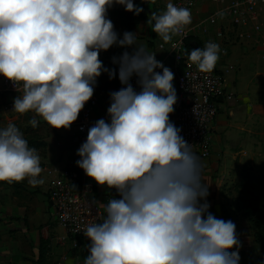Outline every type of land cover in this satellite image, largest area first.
Returning a JSON list of instances; mask_svg holds the SVG:
<instances>
[{
  "label": "clouds",
  "instance_id": "9594fccd",
  "mask_svg": "<svg viewBox=\"0 0 264 264\" xmlns=\"http://www.w3.org/2000/svg\"><path fill=\"white\" fill-rule=\"evenodd\" d=\"M114 5L143 12L134 0H0V75L18 92L15 112L31 111L50 127L70 129L102 73L110 80L118 75L123 85L109 92L107 119L88 128L76 153L77 166L119 197L100 203L104 214L83 229L91 241L83 264H239L236 225L209 210L203 163L170 119L174 73L138 44L135 32L120 37L108 15ZM147 23L167 43L184 33L192 14L169 0ZM114 45L135 46L112 57L118 69L100 59ZM220 53L209 41L188 60L210 73ZM134 76L138 88L130 82ZM29 124L36 128L39 121ZM42 171L23 132L11 122L0 128V181L35 187L44 183Z\"/></svg>",
  "mask_w": 264,
  "mask_h": 264
},
{
  "label": "crops",
  "instance_id": "0c3cea01",
  "mask_svg": "<svg viewBox=\"0 0 264 264\" xmlns=\"http://www.w3.org/2000/svg\"><path fill=\"white\" fill-rule=\"evenodd\" d=\"M231 1L221 0L214 2L213 0H200L198 2L193 22L196 28L192 35L196 36L202 44L213 37L219 29L228 28L232 37V46L243 45L244 40L235 36L228 15L226 12L223 13L231 4ZM167 3H169V0L166 1L165 5ZM157 12L156 14H161L164 9ZM219 13H223V15L221 16ZM147 14L148 19H150L151 16L148 11ZM211 19H214V21H211ZM147 21L142 22L139 28L128 31L135 32L138 35V44L143 45L150 53H155L156 59L170 68L174 73L173 85L177 92L178 68L173 55H171L177 36H173L172 40L166 43L152 31ZM263 38L264 33L261 36L260 43ZM193 45L196 49L200 48L196 42ZM134 47L128 46L126 48L132 51ZM230 50L232 49L230 48ZM243 52H247L246 48H243ZM122 53H118L116 48L105 52L110 58L108 61L117 69L118 66L112 63V57L119 56ZM100 55L103 56L102 52ZM228 59L229 55L223 60L224 67L220 65V68L229 70L227 75L234 70L232 63L230 65L225 64V62L229 64ZM238 64L240 63L238 62ZM156 71L162 70L156 69ZM115 79L117 77L111 79V90L106 89L97 93L100 97V103L94 112L95 120L100 118L107 119L106 110L110 104L109 92L119 90L113 86ZM238 83V79L234 77L227 82L229 91L234 94V99L231 101L223 100L221 110L213 126V153L209 158L201 159L204 166L202 179L208 185L209 191L207 197L210 203L209 210L217 218L224 220H231V218H227L223 209L226 203L224 189L228 187L226 184L233 180V177L239 176L241 167H243L238 159L241 147L244 145L243 138H241L244 135L242 130L247 128L246 120H243V118L248 107H253L250 99L253 90L248 89V85L239 86ZM13 96L5 95L0 99V102L3 101L4 104H7L5 109L9 115H14L15 113L13 110V99L11 98ZM170 119L175 124L173 113L170 114ZM56 131V135L61 136L58 140L57 138L53 140L42 138L43 140H39V136L25 138L29 141L37 140L40 143L43 141L47 143L46 146L45 144H40L41 146L34 147L41 158L43 171L40 177L44 180L43 184L33 187L28 184L27 180H24L17 182L21 185L18 188H14L9 183L0 181V264H83L84 258L89 254L88 245L91 243L89 238L77 240L68 238L62 240V237L66 234L54 216V209L49 199L54 179L51 174L52 169L55 166L63 165V163L80 159L76 154L79 147L73 138L78 131L77 124L73 122L70 129L60 128ZM85 179L94 184L96 200L99 204L107 203L110 196L119 198L114 188L108 189L107 186L98 185L93 178L87 175H85ZM244 223L246 222L244 221ZM241 229H236L241 245L239 249L243 247L245 242V236L241 234ZM42 242H45L47 252L41 260L40 248Z\"/></svg>",
  "mask_w": 264,
  "mask_h": 264
},
{
  "label": "built area",
  "instance_id": "2783aa9c",
  "mask_svg": "<svg viewBox=\"0 0 264 264\" xmlns=\"http://www.w3.org/2000/svg\"><path fill=\"white\" fill-rule=\"evenodd\" d=\"M200 0H173L178 7L189 8L192 14V23L187 25L184 33L176 35L174 41L173 59L178 68L177 75V102L174 105V118L177 127L181 128V135L192 144V149L201 159L209 158L214 149L213 126L221 110L223 100H233L234 94L228 89L227 73L219 67L229 55L232 37L228 28H221L207 39L220 45L221 53L215 69L210 73L200 72L196 65L188 60L186 41L192 36L196 28L193 25L196 7ZM218 2L221 0H213ZM228 15L235 36L241 40H248L262 36L264 30V0H232L223 11ZM214 21V19H211ZM102 55L100 56V58ZM183 64V66H181ZM134 87L136 77L130 81ZM123 85H119V89ZM17 87H20L19 85ZM13 83L0 75V99L5 95H15ZM100 97L94 90V95L86 103L75 123L78 131L74 141L78 147L86 140L88 128L96 121L94 112L98 108ZM51 174L54 176L49 193V199L54 209V216L59 226L65 231L62 240L72 238L87 239L83 229L90 223L98 222L104 214V209L96 200L95 186L85 179L83 169L76 161L55 166ZM99 213V215H97ZM234 249H231L232 251Z\"/></svg>",
  "mask_w": 264,
  "mask_h": 264
},
{
  "label": "rangeland",
  "instance_id": "374dc122",
  "mask_svg": "<svg viewBox=\"0 0 264 264\" xmlns=\"http://www.w3.org/2000/svg\"><path fill=\"white\" fill-rule=\"evenodd\" d=\"M166 1L161 0V4L160 0H155L154 2L153 0H144V3L151 16L152 13H158V10L164 9L165 11ZM115 10L116 5L109 9L108 15L114 24L115 30L122 38L123 33L127 30L120 25ZM260 41L261 37H258L244 40L243 45L239 44L240 46L231 45L232 50H230L229 59L227 60L229 64L225 62L226 65H230V63L234 65L233 72L227 75V82L234 77L238 79L239 86L248 85V89L253 90L250 95L253 107H248L243 118V120H246L247 128L242 130L244 135L241 138H243L244 145L241 147V153L238 158L240 165L243 167H241L239 176L233 177V180L226 184L228 186L224 189L226 203L223 206L227 218H231L236 225V229L242 228L241 234L245 236V242L243 247L239 249L240 261L249 264L260 259L261 246L256 243L252 229L244 214L251 208H256L259 214L264 215V38L261 43ZM243 48H246V53L243 52ZM105 52L102 51L103 56L100 58L104 66L110 69L115 68L108 61L110 58ZM221 67H224V65ZM114 81L115 84L113 86L119 89L120 81L118 75ZM106 89H112L111 80L107 73H102L97 78L95 92L100 93ZM19 94H22V92ZM17 95L18 93L11 98L14 99ZM6 105L3 101L0 102V128L6 127L11 122L23 132L25 138L38 136L40 137L39 140H43L42 138L52 140L61 138V136L56 135L57 129L50 127L41 116L35 115L31 111L24 114L15 112L14 115H9L5 109ZM33 117L39 121L36 128L31 127L29 124ZM40 144L47 145L46 141ZM234 250L236 249L234 248Z\"/></svg>",
  "mask_w": 264,
  "mask_h": 264
},
{
  "label": "trees",
  "instance_id": "16d2710c",
  "mask_svg": "<svg viewBox=\"0 0 264 264\" xmlns=\"http://www.w3.org/2000/svg\"><path fill=\"white\" fill-rule=\"evenodd\" d=\"M134 3H136L138 6L143 8V12H141L139 15L134 14L133 12L125 11L124 8L120 5H116V16L120 22V25L128 30H133L139 28L142 22L148 20V14L147 9L144 3V0H134ZM196 42L201 48H203L202 42L194 35L190 36L186 41V50L185 53L190 54L192 49H196L193 45V43ZM116 48V51L124 52L125 50L131 51L130 49L126 47H120L117 45L112 46L109 50ZM183 66V64H181ZM30 147L40 146V142L37 140H31L29 141ZM264 181V178H263ZM3 183H9L14 188H18L21 184L17 182H6L2 181ZM244 217L248 220L249 226L252 229L254 239L258 245L261 246L260 251V259L258 261H255L251 264H262L264 262V215L259 214L258 210L256 208H251L248 212H245ZM41 252V260L43 259V256L47 252V246L45 242L41 244L40 248ZM239 264H249L247 262L240 261Z\"/></svg>",
  "mask_w": 264,
  "mask_h": 264
}]
</instances>
